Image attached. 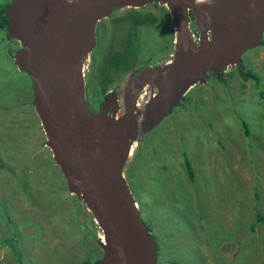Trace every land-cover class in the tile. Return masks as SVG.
Returning <instances> with one entry per match:
<instances>
[{
  "label": "rangeland",
  "instance_id": "obj_1",
  "mask_svg": "<svg viewBox=\"0 0 264 264\" xmlns=\"http://www.w3.org/2000/svg\"><path fill=\"white\" fill-rule=\"evenodd\" d=\"M141 8L158 20L139 28L136 73L114 76L104 91L96 86L99 55L126 33V24L115 31L111 24L123 8L97 23L84 78L94 111L115 92V113L107 116L127 115L126 105L138 114L122 170L157 242L156 264H264V34L239 64L258 82L243 79L237 64L215 76L207 72L157 125L143 130L145 105L166 79L175 32L165 5ZM188 21L196 38L194 17ZM7 31L0 28V264L98 261L103 233L53 159L30 77L14 58L20 43ZM112 142L115 147L117 139Z\"/></svg>",
  "mask_w": 264,
  "mask_h": 264
},
{
  "label": "water",
  "instance_id": "obj_2",
  "mask_svg": "<svg viewBox=\"0 0 264 264\" xmlns=\"http://www.w3.org/2000/svg\"><path fill=\"white\" fill-rule=\"evenodd\" d=\"M154 2L168 8L175 51L164 66L165 81L145 105L146 130L207 72L218 75L228 65H239L246 50L262 43L264 0H10L4 8L8 36L20 43L14 58L30 77L33 108L47 134V146L68 189L92 211L103 233V253L96 264H156L157 242L122 170L138 114L126 105L127 115L113 123L115 135L110 138L116 137L117 145L111 146L104 117L108 111L115 113L117 94L112 92L94 112L84 78L85 63L96 45L97 23L115 10ZM191 15L196 38L190 32ZM133 82L138 85L136 79Z\"/></svg>",
  "mask_w": 264,
  "mask_h": 264
},
{
  "label": "trees",
  "instance_id": "obj_3",
  "mask_svg": "<svg viewBox=\"0 0 264 264\" xmlns=\"http://www.w3.org/2000/svg\"><path fill=\"white\" fill-rule=\"evenodd\" d=\"M9 2L10 0H8L3 4H0V28L3 29H8V20H7V16L4 14V8ZM153 4L156 6L158 5L157 2H154ZM140 8H128L127 10H125L124 14L118 16L117 18L112 19L111 21V24L113 23L114 26L113 31H115L116 29L115 26L116 24L118 23L120 24L123 23L122 25L126 24V33L116 43L110 42L109 45L106 46L107 49L99 55V63L96 69L97 74H96L95 82L98 89L102 91L108 89L107 87L113 81L114 76L128 72L135 73V70L132 71V69L136 65V61L140 49V44L139 41L137 40L139 28L144 26H155L158 20V17L152 11L143 13V11L141 10L142 8L141 9ZM116 45L118 47L117 49L114 48ZM91 59H92L91 60L92 63V61L94 60L93 53H91ZM238 72L243 79L247 80L252 78L255 80V82H258V78L253 72L249 70H245L243 68H240ZM13 73L16 74L15 72ZM18 74L20 73L18 72ZM30 90H31V84H30ZM259 95L261 98L264 99L263 90L259 91ZM184 161L188 173L189 175H191L189 162L187 159H185ZM96 262L97 260L94 262L83 261L81 264H96Z\"/></svg>",
  "mask_w": 264,
  "mask_h": 264
},
{
  "label": "bare ground",
  "instance_id": "obj_4",
  "mask_svg": "<svg viewBox=\"0 0 264 264\" xmlns=\"http://www.w3.org/2000/svg\"><path fill=\"white\" fill-rule=\"evenodd\" d=\"M243 55V54H242ZM108 113V112H107ZM115 119H116V117L115 118H112V117H110V116H107V115H105V117H104V120H105V122L107 123V126H108V129H109V144L111 145V146H114V145H112V140H115V139H117L116 137L115 138H110V136L111 135H115V131L112 129V128H114V125H113V123L115 122ZM111 141V142H110ZM52 149V148H51ZM124 175V174H123ZM139 205V204H138Z\"/></svg>",
  "mask_w": 264,
  "mask_h": 264
},
{
  "label": "flooded vegetation",
  "instance_id": "obj_5",
  "mask_svg": "<svg viewBox=\"0 0 264 264\" xmlns=\"http://www.w3.org/2000/svg\"><path fill=\"white\" fill-rule=\"evenodd\" d=\"M240 68H242V64H241V65H238V69H240ZM207 74L209 75V77L212 76V75H214V74H212L211 72H208ZM207 74H206V75H207ZM214 76H215V75H214ZM207 77H208V76H207ZM216 77H219V76H216ZM107 97H108V96H106V98H107ZM87 101H88V100H87ZM102 103H103V102H102ZM88 104H89V106L91 107L92 111H94L93 108H92V106H91V104H90L89 102H88ZM94 112H96V111H94ZM108 112H110V111H108Z\"/></svg>",
  "mask_w": 264,
  "mask_h": 264
},
{
  "label": "built area",
  "instance_id": "obj_6",
  "mask_svg": "<svg viewBox=\"0 0 264 264\" xmlns=\"http://www.w3.org/2000/svg\"><path fill=\"white\" fill-rule=\"evenodd\" d=\"M168 63H169V61H168Z\"/></svg>",
  "mask_w": 264,
  "mask_h": 264
}]
</instances>
